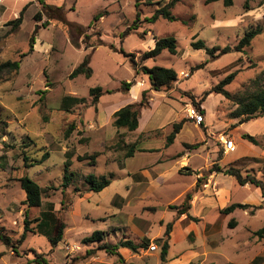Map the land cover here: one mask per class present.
<instances>
[{"label": "rangeland", "instance_id": "obj_1", "mask_svg": "<svg viewBox=\"0 0 264 264\" xmlns=\"http://www.w3.org/2000/svg\"><path fill=\"white\" fill-rule=\"evenodd\" d=\"M170 1L0 0V64L20 61L19 71L0 77V226L15 246L0 241V264H37L35 260L42 255L50 264H122L104 247L125 239L140 244L149 240L137 253L119 250L127 264H166L160 259L161 245L156 240L164 238L167 224L181 217L178 209L186 196H176L194 175L191 165L180 163L185 155L203 161L197 176H215L211 169L218 165L236 167L243 175L264 180V117L244 124L235 118L237 100L258 89L256 80L264 72V0H233L231 6L223 0H179L172 9L175 21H145ZM23 11L20 29L9 33L8 22ZM105 11L103 18L94 20ZM38 13L40 21L35 18ZM138 13L137 30L124 35ZM257 27L262 32L243 52H237L245 33ZM155 37L175 38L177 54L165 50L154 59L143 60L154 48ZM198 41L208 48L230 47L232 52L212 57L192 47ZM86 59L92 76L71 79ZM200 65L203 68L195 69ZM144 66L173 69L178 80L170 89L153 91L141 71ZM232 73L235 78L225 88L231 99L208 94ZM126 82L138 87L126 90ZM98 87L103 94L94 104L90 90ZM144 92L139 128L133 132L116 129L115 112L139 104ZM66 97L85 102L64 109ZM190 105L204 111L206 119L208 114V121L199 126L192 123L186 112ZM181 122L195 136L183 135L167 147L173 126ZM73 124L75 130L66 138ZM246 134L256 137L259 145L244 140ZM222 139L233 140L236 149L225 151ZM133 145L134 156L127 158ZM92 156H97L95 161ZM79 157L87 159L79 161ZM67 160L75 175L69 176L71 185L64 189ZM88 175L98 183L104 177L110 179L111 185L100 193L90 192ZM24 176L42 188L41 207L25 204L20 183ZM127 176H134L133 181ZM157 176H171V182L153 191L158 182L152 183L151 178ZM231 178L237 203L249 207L235 210L234 215L222 214L223 209L214 211L206 231H202L201 220L189 216L188 221L198 229L175 246L174 255L189 248L200 254L194 264H264V238L256 235L264 227L261 191L251 184L241 188ZM209 197L217 201L221 195L214 191ZM50 204L67 225L63 241L55 248L38 232L36 223ZM197 211L195 207L191 214ZM26 217L31 231L19 244ZM96 231L105 232L102 242L85 241ZM152 245L158 249L152 251Z\"/></svg>", "mask_w": 264, "mask_h": 264}, {"label": "trees", "instance_id": "obj_2", "mask_svg": "<svg viewBox=\"0 0 264 264\" xmlns=\"http://www.w3.org/2000/svg\"><path fill=\"white\" fill-rule=\"evenodd\" d=\"M179 0H172L166 3L163 7L159 8L154 15L150 18H146V22L148 23H155L158 19L163 18L169 21H175L176 17L172 13V9L175 7L176 3ZM213 1H220V0H213ZM225 6L233 5V0H223ZM107 14V12H101L100 14L96 15L94 20L99 21L103 16ZM23 16L24 11L20 13L19 17L13 21L8 22V26H11V30L9 33H15L18 31L23 23ZM35 18L40 21L41 14L38 13ZM140 13L137 14V20L132 27H129L125 32L124 35L130 34L132 31L137 30L138 23L140 22ZM262 32L260 27L256 29H251L245 33L244 37L240 40L238 46L236 47L237 52H243L247 47H249L252 41ZM141 38L144 40V34L141 35ZM35 44L34 37L30 39V52L33 51V47ZM192 47L196 50H205L209 55L212 57H219L225 54L232 52V48L225 47H213L208 48L204 42L198 41L192 44ZM169 51L171 54H177V41L173 37L169 38H158L155 37V46L152 50L146 52L143 55V60L154 59L162 54L163 51ZM123 52V51H122ZM124 53V52H123ZM129 57L133 56L131 54H126ZM26 54H23L22 57H25ZM134 65L136 66L134 60H132ZM203 65L197 66L195 69H201ZM20 70V61H9L0 64V77L4 74H10L13 72H17ZM141 71L143 74L148 76L151 89L153 91H162L170 89L175 82L178 80V74L173 69H168L164 67L155 66L152 68L149 67H142ZM92 69L89 67V60L86 59L79 67H77L72 74L70 75L71 79L76 78L79 75H84L85 77L89 78L92 76ZM235 78V73L230 74L224 80H222L218 86H216L211 93H216L218 95H222L227 99H231V94L225 89L226 86L230 85ZM258 83V89L250 94L249 96H245L239 100H237L238 109L235 113V118H239L242 124L248 123L252 120H257L259 118L264 117V72L261 77L256 80ZM135 85L133 82H126L123 84V87L126 90H130L131 87ZM103 90L101 88H93L90 90V95L93 96V103L97 104L99 102L100 97L102 96ZM207 94V95H208ZM146 92L143 93V99L139 104H129L120 110L116 111L114 114L113 126L116 129H127L130 132L136 131L139 128V116H140V109L144 107V99H145ZM85 100L83 98H74V97H66L63 101V108L69 109L71 106L76 104L84 103ZM197 107H200V103L196 104ZM204 114V111H202ZM205 115V114H204ZM202 125V124H201ZM183 127V122L175 124L173 126V132L167 137V145H172L176 138V135L180 133ZM75 130V124L71 125L70 128L66 131V138L70 137V135ZM244 140L249 141L255 146L259 145L258 140L256 137L252 135H244ZM196 146V145H195ZM135 153V146H131L127 152V158H131L134 156ZM45 156L44 159H46ZM97 156H92L91 160L95 161ZM86 157H79V161L86 160ZM27 162V158L25 160ZM28 166V165H27ZM72 163L70 160H67L65 163V175H64V183L63 188L66 189L71 185V179L69 176H74L75 174L70 171V167ZM212 172L217 173H224L225 175L231 176L235 178L237 183L241 186H245L247 184H251L260 189L261 195L264 199V180L260 179L256 176L247 174L243 175L241 169L236 167H230L228 169H223L218 165H214L211 169ZM86 182L89 184V191L94 193H100L105 190L107 187L111 185V180L107 178H103V180L98 183L97 180L94 178L93 175H88L85 178ZM202 179L198 180V186H200ZM21 188L26 194L25 204L29 208H36L41 207L42 205V195L43 190L38 183L30 179L28 176H24L20 179ZM194 192L187 193L185 197V201L181 208L178 209V215L186 214L188 211L191 210V201L193 200ZM63 210L65 209V200L62 201ZM249 206L245 204H232L221 211L224 215H229L233 213L237 209L246 210ZM191 219H196L190 217ZM37 230L39 233L46 235L49 238V241L52 245V248H55L63 241L65 229L67 227L64 220L59 218L54 211V207L50 204L49 209L42 213L41 218L37 219ZM173 223L171 222L167 224L166 232L164 238H160L156 240L161 245V253L160 259L162 262L167 261L168 253L170 250V243H171V231L173 228ZM232 227H235L232 225ZM30 221H28L27 217L25 218V234L22 235L21 240L18 242L19 244L25 240L26 233L30 232ZM256 235L263 239L264 238V227L261 228L256 232ZM105 238V232L96 231L92 234L91 237L86 238L85 241L90 242H102ZM0 241L7 245L8 247L14 248V243L11 237L5 234L4 229L0 226ZM148 241L145 243H136L130 239H125L118 243L117 245H110L107 244L104 249L107 253L112 255H117L119 260L122 264H127L124 258L119 253L121 248H126L133 253H137L141 249H145L148 245ZM147 243V244H146ZM37 264H50L49 260L46 256L42 255L35 260ZM194 264V263H191ZM197 264V263H196Z\"/></svg>", "mask_w": 264, "mask_h": 264}, {"label": "crops", "instance_id": "obj_3", "mask_svg": "<svg viewBox=\"0 0 264 264\" xmlns=\"http://www.w3.org/2000/svg\"><path fill=\"white\" fill-rule=\"evenodd\" d=\"M135 86L138 87V85ZM208 119L209 117L207 114V119L205 115V121H208ZM183 135L194 137L195 133H192L189 130L188 126H184L182 131L178 135H176L175 138L176 141H178L179 138L183 137ZM169 146L171 145H167V147ZM262 154L264 155V150L261 151V155ZM180 163H182V165H189V166L191 165L190 167L193 168L191 172L194 175L190 176L192 179L189 183V186L186 187L184 190H182L180 194L177 195L176 197L180 196L182 199V197H185L187 193L191 191L194 192V197L192 200V208L189 211V214L181 215V217H179L173 223V228L171 231V247L168 253L166 264H191L200 258V254L197 250H193L189 248L187 249L185 248L182 251L180 250L178 253H176V255L173 254V249L175 248V246H177V244L179 243L184 242L187 238L188 233H191L192 231L198 229L196 224L188 221L189 216L201 220V224L203 225L202 231H206L210 225V223L208 222L209 217L211 214H213L214 211L219 212L218 211L219 209H225L226 207L232 204H242V203H237L238 196L235 197V195L233 194L234 183L230 181V179H232L231 176H220L221 173H217V172H214L216 174L215 176H197L198 174H196V172L203 169L202 166L199 168V170L197 169L201 165V163H203V161L198 162L196 159L192 160V157H189L187 155L183 157ZM127 177L133 181L134 176H127ZM143 177H151V176H143ZM170 177L171 176H157L155 179L151 178L152 183L154 181L158 182L156 186H152L153 191L165 189V186L171 182ZM184 177H189V176H184ZM200 178L202 179V182L200 186H198V180ZM214 181L218 186H214L213 184ZM202 186L203 188H201ZM247 186L248 184L242 187L240 185L241 188ZM214 191L219 193V196L221 195V197H219L217 201L215 199H210L209 197V195L212 194ZM224 206L225 208H223ZM195 207H198V211L195 215H192L191 212ZM232 215H234V213ZM127 250L128 249L126 248L120 249L122 253H124V251ZM226 264H233V263H226ZM239 264H244V263H239Z\"/></svg>", "mask_w": 264, "mask_h": 264}, {"label": "built area", "instance_id": "obj_4", "mask_svg": "<svg viewBox=\"0 0 264 264\" xmlns=\"http://www.w3.org/2000/svg\"><path fill=\"white\" fill-rule=\"evenodd\" d=\"M188 119L195 125H201L205 122V115L195 106L190 105L186 109ZM223 148L227 152H233L236 149V145L233 140L222 139ZM158 247L156 245L151 246L152 251H156Z\"/></svg>", "mask_w": 264, "mask_h": 264}]
</instances>
